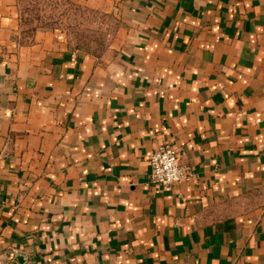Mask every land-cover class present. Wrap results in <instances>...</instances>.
<instances>
[{"label": "crops", "instance_id": "crops-1", "mask_svg": "<svg viewBox=\"0 0 264 264\" xmlns=\"http://www.w3.org/2000/svg\"><path fill=\"white\" fill-rule=\"evenodd\" d=\"M0 0L4 264H264V0H71L99 52ZM170 143L193 181L150 183Z\"/></svg>", "mask_w": 264, "mask_h": 264}, {"label": "rangeland", "instance_id": "rangeland-1", "mask_svg": "<svg viewBox=\"0 0 264 264\" xmlns=\"http://www.w3.org/2000/svg\"><path fill=\"white\" fill-rule=\"evenodd\" d=\"M20 12L25 38L52 31L64 35L72 47L88 52L101 51L115 27L110 16L77 6L71 0H23Z\"/></svg>", "mask_w": 264, "mask_h": 264}, {"label": "built area", "instance_id": "built-area-1", "mask_svg": "<svg viewBox=\"0 0 264 264\" xmlns=\"http://www.w3.org/2000/svg\"><path fill=\"white\" fill-rule=\"evenodd\" d=\"M150 183L158 188L193 181L194 173L190 166L181 161V152L170 143H163L154 150L149 159ZM0 264H4V254L0 251Z\"/></svg>", "mask_w": 264, "mask_h": 264}]
</instances>
